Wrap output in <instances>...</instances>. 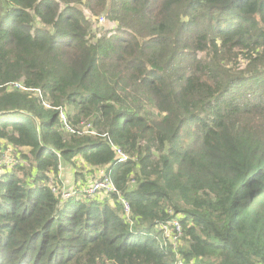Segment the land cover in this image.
Masks as SVG:
<instances>
[{
    "label": "trees",
    "instance_id": "16d2710c",
    "mask_svg": "<svg viewBox=\"0 0 264 264\" xmlns=\"http://www.w3.org/2000/svg\"><path fill=\"white\" fill-rule=\"evenodd\" d=\"M7 148L0 264H264V0H0Z\"/></svg>",
    "mask_w": 264,
    "mask_h": 264
},
{
    "label": "built area",
    "instance_id": "2783aa9c",
    "mask_svg": "<svg viewBox=\"0 0 264 264\" xmlns=\"http://www.w3.org/2000/svg\"><path fill=\"white\" fill-rule=\"evenodd\" d=\"M99 22H102L104 20V17L101 16L98 18ZM17 86L20 88L25 89L24 87H22L21 85H19L18 83H13V86ZM63 121L65 122L64 117L61 115ZM81 126L80 129L78 130L79 132H85V133H93L92 131L88 132V124H80ZM67 130L74 132L73 129L74 128H70L69 125H66ZM116 150V162H121L124 161L126 159H128V155L123 152L120 148L117 147H113ZM16 164H25L26 162L24 160H21L19 158H14L11 156L9 149L7 148L5 150V152L3 153V155L0 156V173L2 171V168L5 167H9L11 165H16ZM59 176V175H58ZM58 176H53L50 173H47V177H48V181L47 185L50 188L51 192L53 195H55L59 200H63V199H67L77 193H82L84 196L86 197H91L94 196L96 194L101 195L103 192H114L116 191L115 187L113 186V184L111 183L110 179L106 176V173L104 171V169H101L100 171L97 172V179L93 180L91 183L86 184L85 186H82L79 189H75L72 186L66 187L65 185H63V182L61 180L60 177ZM124 204V209L127 212L128 211V205L126 202H123ZM172 224L175 226V229H179V223L178 221L173 218L170 221H168V224ZM167 224L161 225V227L164 229L165 233L167 235L170 234V230L166 227ZM177 264H182L181 261H178Z\"/></svg>",
    "mask_w": 264,
    "mask_h": 264
},
{
    "label": "rangeland",
    "instance_id": "374dc122",
    "mask_svg": "<svg viewBox=\"0 0 264 264\" xmlns=\"http://www.w3.org/2000/svg\"><path fill=\"white\" fill-rule=\"evenodd\" d=\"M101 16H98L97 19L99 17H101ZM97 22H98V24L101 25L103 21L99 22V20H98ZM58 177L61 178V180L63 182V185H65L66 187H69L70 185L74 184L73 183V178H74V170H73V168L71 166H69V165H63L61 173L59 174ZM47 182H49V181H47ZM193 264H198V262H195ZM202 264H205V263H202Z\"/></svg>",
    "mask_w": 264,
    "mask_h": 264
}]
</instances>
